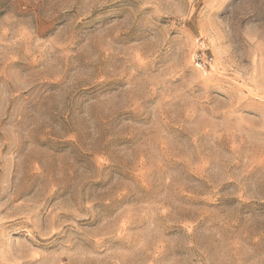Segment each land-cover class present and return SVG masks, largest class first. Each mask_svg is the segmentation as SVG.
<instances>
[{
	"label": "rangeland",
	"instance_id": "rangeland-1",
	"mask_svg": "<svg viewBox=\"0 0 264 264\" xmlns=\"http://www.w3.org/2000/svg\"><path fill=\"white\" fill-rule=\"evenodd\" d=\"M0 264H264V0H0Z\"/></svg>",
	"mask_w": 264,
	"mask_h": 264
}]
</instances>
